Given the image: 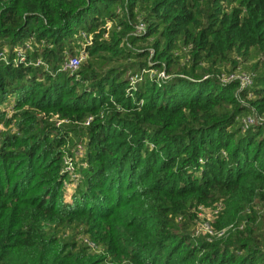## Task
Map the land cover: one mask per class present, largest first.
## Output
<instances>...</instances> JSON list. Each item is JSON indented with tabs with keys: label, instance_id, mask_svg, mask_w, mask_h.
I'll use <instances>...</instances> for the list:
<instances>
[{
	"label": "trees",
	"instance_id": "obj_1",
	"mask_svg": "<svg viewBox=\"0 0 264 264\" xmlns=\"http://www.w3.org/2000/svg\"><path fill=\"white\" fill-rule=\"evenodd\" d=\"M0 264H264V0H0Z\"/></svg>",
	"mask_w": 264,
	"mask_h": 264
},
{
	"label": "built area",
	"instance_id": "obj_2",
	"mask_svg": "<svg viewBox=\"0 0 264 264\" xmlns=\"http://www.w3.org/2000/svg\"><path fill=\"white\" fill-rule=\"evenodd\" d=\"M143 28H144V23L139 22L137 27H136V31H140ZM22 51L23 50H21V49L17 50V55L20 56L21 58H23V56H24L22 54ZM84 56H85L84 52L80 51L78 54H75V55L69 57V59L64 62L63 68L70 69V70L76 69L79 66V64H80V62ZM37 62H39V60H37ZM136 78H137L136 74L131 76V82L133 83L136 80ZM230 78H238L240 81L241 87H246L251 81L249 75L244 73V72H233V73H229V74H224V73L221 74L222 80H227ZM89 119H90V117L85 121V123H88ZM242 122H243V126L247 127L248 125L255 122V118L252 115H248L242 119ZM66 163L68 164L67 169L72 170V168H71L72 161L70 158L66 159Z\"/></svg>",
	"mask_w": 264,
	"mask_h": 264
},
{
	"label": "rangeland",
	"instance_id": "obj_3",
	"mask_svg": "<svg viewBox=\"0 0 264 264\" xmlns=\"http://www.w3.org/2000/svg\"><path fill=\"white\" fill-rule=\"evenodd\" d=\"M18 49H21V48H17V50ZM83 59H84V57H83ZM248 65L249 64H246V63L242 62L240 64V68L242 69V71H248V68H247ZM152 73H153V71H151V74ZM157 75L164 76V73L162 71H158L157 72ZM81 151H82V147L78 146V149H76V152L77 153H81ZM67 159H69V157ZM67 165L68 164L66 163V168H67ZM71 168L73 169V164H72ZM73 187H74V182L73 181L72 182H67L66 197L70 198V193H71V190L73 189ZM213 213H214V209L211 208V207L200 206L198 208L197 226H198L199 229H201L202 231H205L206 229L210 231V228H211L210 221L213 218Z\"/></svg>",
	"mask_w": 264,
	"mask_h": 264
}]
</instances>
